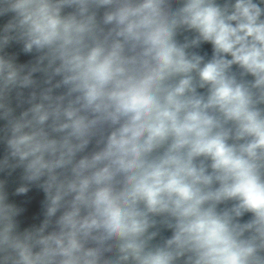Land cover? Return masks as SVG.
<instances>
[{
    "label": "clouds",
    "instance_id": "obj_1",
    "mask_svg": "<svg viewBox=\"0 0 264 264\" xmlns=\"http://www.w3.org/2000/svg\"><path fill=\"white\" fill-rule=\"evenodd\" d=\"M0 264H264V0H0Z\"/></svg>",
    "mask_w": 264,
    "mask_h": 264
}]
</instances>
